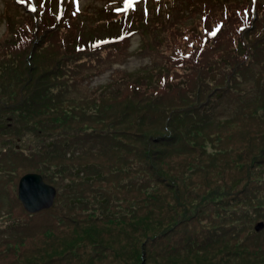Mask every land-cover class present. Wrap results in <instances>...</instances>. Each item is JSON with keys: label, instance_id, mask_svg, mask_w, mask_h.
Segmentation results:
<instances>
[{"label": "trees", "instance_id": "1", "mask_svg": "<svg viewBox=\"0 0 264 264\" xmlns=\"http://www.w3.org/2000/svg\"><path fill=\"white\" fill-rule=\"evenodd\" d=\"M204 13L213 22V9L206 7ZM32 30L33 26L26 27L27 41L34 36ZM240 31L253 33L251 27L237 30L231 23L222 25L221 33L214 30L215 35L205 34L206 44L220 50L235 47L236 51H218L216 56L203 52L189 68L179 69L183 64L192 65L185 60L178 66L165 63L161 66L163 78L157 83L121 78L107 82L100 91L97 87L85 88L81 76L91 67H87L85 59L76 60L81 59L79 54L108 58L112 56L110 53L85 52L82 46H77L66 53L50 52L51 64L41 66L36 60H30L31 52L24 43L0 42V168L4 175H0V183L10 189L19 174L40 173L45 182L58 190L54 198L58 215L52 224H59L60 232L72 240L64 243L62 238L55 254L40 264H92L95 260H104L111 246L115 252L109 253L118 261L124 259L121 257L124 251L130 250L129 243L142 248L137 238L129 240L135 233L144 237V247L148 244L145 254L140 250L141 260L146 255L155 259L161 253L158 240L170 241L178 232L189 245L196 241L201 246L231 244L227 247L237 257L264 261V241L246 253L241 252L239 245L240 230L250 224L244 222L256 221L257 211L264 218V55L248 48L247 41L238 40L236 34ZM238 48L244 51L238 52ZM191 89L194 96L189 94ZM210 89H213L212 95ZM205 92L208 101L200 110L208 113L205 107L212 111L207 116L210 126L197 128L204 125L200 116L185 118L184 113L193 110L192 101ZM233 92L237 96L233 107L236 110L221 120L213 111L232 103ZM171 101L176 103L169 105ZM180 130L185 135L186 132L193 134L186 136L181 145H184L179 150L183 158L172 166L167 160L170 150L180 145ZM238 133L255 136L240 140L234 158L229 159L233 149L219 142ZM28 141L32 146L23 148ZM220 160L218 171L210 169L208 165ZM164 162L168 164L161 167ZM106 167L114 170L111 179L105 176ZM203 169H210L213 174L209 176L210 170ZM145 172L156 181L164 179L165 172L172 179L178 177L174 184L172 180L164 182L170 195L164 196L149 187L144 180ZM66 178H80V181L65 184ZM90 178L102 184L87 182ZM80 182L85 184V189L78 188ZM183 186L189 187L184 190L190 202L179 205L181 200L177 195ZM143 188H147L144 189L146 196L140 195ZM137 191L140 196L133 211L134 196L126 198V195ZM146 198L149 201L139 205ZM156 201L160 211L154 213L151 206ZM167 203L173 207L162 206ZM202 215L212 223L209 227L206 223L202 232L207 235L199 240L186 227L187 219H199V223ZM12 224L18 226L17 222ZM150 226L154 229L149 230ZM253 230L257 234L264 232V220L256 221ZM40 232L43 237L45 233L48 241L60 239L52 227ZM92 232L99 236L91 235ZM28 234V231H17L16 237L20 239ZM228 237H235V242L229 243ZM11 245L17 251L23 242L15 240ZM177 249L168 251L166 256L174 257ZM191 251L203 252L186 248L180 256ZM90 252H94V258L88 255ZM226 253L225 250L223 255Z\"/></svg>", "mask_w": 264, "mask_h": 264}, {"label": "rangeland", "instance_id": "2", "mask_svg": "<svg viewBox=\"0 0 264 264\" xmlns=\"http://www.w3.org/2000/svg\"><path fill=\"white\" fill-rule=\"evenodd\" d=\"M104 1H113V0H74V3L76 6H81L82 7V11L84 13L87 12H94L95 17L91 18L90 21L91 22H95L98 21V19H104L107 18L109 16V12L104 9L101 10L100 7L102 5V2ZM109 5H114V4H109ZM177 6L173 7V10L169 13V15H174L178 13L177 10ZM2 9L1 6V0H0V11ZM18 9V8H17ZM179 9H181L180 11H182V14L179 15L180 18H182V20H187L186 16L184 15V12H187V14L190 16V14L188 13V11L182 7H180ZM19 11L14 13L11 17V24H13L16 20L17 22L22 19L23 20V15L24 13L18 9ZM82 12V13H83ZM168 14V13H167ZM86 15H83L82 19H80V23L81 24H88V17H85ZM193 16V15H191ZM57 17V16H55ZM76 17L73 19V23L75 22ZM168 22H165V25H167ZM164 24H161L157 21H154V24H150V25H146L143 26L141 28V30L139 31V33H136L132 36H130L129 38L126 39V42H124L123 44V49L120 53L118 54H113L112 56H109L108 58H103V57H90L88 55H83V54H79L78 56H81V59L76 60L77 62L84 60L87 63V67H91L89 71L85 72L83 71L82 74V84L85 85V88L87 87L88 89H91L93 87H97V90H102L104 86H106L107 82H116L121 78H124L125 80H151L150 75L154 69L155 66L157 64H160V60H161V53L162 52H167L168 51V46L167 43H169L170 41V37L168 35V31L166 30L165 26L163 27ZM180 31V29L178 30ZM0 37L3 38V40L5 41L7 38V33L6 30H4V24H3V20L0 18ZM137 39H141V45L137 46ZM156 39L159 42H156ZM108 47H104L102 49H100L98 52L99 53H105L108 51ZM34 52H39L41 54H43V62H41L38 58L36 59V62L38 65H49L51 63L48 62V60L51 58V56L49 55L50 52H54L48 45H44L41 48L39 47L38 49L34 50ZM107 54V53H106ZM31 59L34 58V54L31 53L30 54ZM262 55H260L258 58H260ZM57 57V56H56ZM56 57L54 59V62L56 63ZM69 60L71 59H75L74 57H68ZM66 62V61H63ZM68 63V61H67ZM69 65H72L71 63H69ZM86 67V68H87ZM85 68V69H86ZM157 72H155L156 74ZM155 78V76L153 77ZM154 81V79H153ZM147 82V81H146ZM10 84H13V81L10 82ZM212 91L213 89H210V94L212 95ZM100 92H97V94H99ZM189 94H191V96H194V89H191V91L189 92ZM206 92L202 93L196 100L192 101V109L193 110H188L184 113V117L185 118H194L196 114H198L200 116V118L202 119L203 122V126H197V128H206L209 122V118L207 116H210V113L212 114V111L209 108H205L203 107L205 110H207L208 113H205L204 111H202V109L200 110V107H202V105H204L208 99L206 98ZM232 100V103H229L228 106H225V108H223L224 105L222 106H218V108L213 111L214 114H216V117H218L219 119L223 120L225 119L228 115H232L234 113V111L236 110V108L234 109L233 107L235 106L236 100L235 98H237V96H235L234 92L232 97H230ZM173 103H176L175 101H171L169 102V105H172ZM182 102L179 101V104H181ZM233 117V116H232ZM232 128L233 127H229ZM190 134H193V132L189 133L186 132V135L184 134L183 131H179L178 132V140L180 141V145L176 148H172V150H170V158L167 160V162L170 165H175L179 160H181L183 158V152H180L179 150H182L184 148V145L181 147V145L186 141L187 137ZM243 134H246L247 136H241ZM238 133L235 136H231L229 139L225 140V138L221 139L219 144L226 146V147H230L231 149H233L229 159H232L236 154V151L238 149V146H240V140H249L252 139L255 135L254 134H249V133ZM32 146V142L28 141L25 145V148L28 149ZM179 158V159H178ZM218 159V158H217ZM215 161H212L211 163H214ZM166 162L162 163L161 167L165 164H168ZM222 164V160L216 162L215 164H210L208 165L210 167V169L214 168L215 172L218 171L220 169V166ZM167 168V167H166ZM170 168V167H169ZM210 169H203V170H210ZM166 169L164 168V171ZM112 171H114L111 167H106V169L104 170L105 172V176L109 179H111L112 177ZM163 171V172H164ZM92 175L94 172V168H92L91 170ZM213 174V171L210 170L209 176H211ZM168 174L165 172V174L163 173V178L162 180H159L157 178V181L155 180L154 177L150 176V174L148 172L143 173L144 176V180L146 181L147 185L149 187H153V189L155 191H158L159 193H161L164 196H168L170 195V191H168V189L165 187L166 185L164 184V182L166 180H172V184L176 183L174 180L178 177L173 176L174 178L172 179L171 177L167 176ZM168 177V178H165ZM161 177V176H160ZM93 180V183L95 185H100L102 183H97L98 179H93L90 178L87 180V182H91ZM74 182L75 184H78L77 181H80V178H73L72 180L66 178V180H64L63 183L67 184L69 182ZM103 181V180H102ZM159 181H161L159 183ZM100 182V181H99ZM97 183V184H96ZM163 183V184H162ZM164 185V186H163ZM85 184H83L82 182L79 183L78 188L81 189H85ZM186 188H189L187 186H185ZM184 186L181 187V189H183L180 193V195H177L178 200L179 201V205H184V203H189V197L186 194L184 188ZM88 188V187H87ZM86 188V189H87ZM148 188V187H147ZM147 188H143V193L140 194L139 191L137 192H131L129 194L126 195V198L129 197H133V203L134 205L132 206L133 211L135 210V204L137 203L138 197L140 195H145V190ZM185 188V189H186ZM138 189V188H137ZM180 189V188H178ZM188 190V189H187ZM13 196H14V192L11 191ZM170 192V193H169ZM136 193V194H135ZM140 194V195H139ZM173 195V194H172ZM146 201L148 202L149 199L146 198L145 201L142 203V201L140 202L139 205H144L146 204ZM10 205H15L14 206V211L12 216L13 217H18L16 219H13L10 222H17V227H9L7 224L6 226H4L2 229H0V264H40L43 262V260L45 258H47L48 256H52L55 254L56 252V245L62 240L63 238V242L64 243H70L72 242L71 238L69 236L64 235L63 233H61V229H60V225H51L52 221L56 218L55 216L58 215V206L57 201L54 203L53 208L51 210H48L46 212V214H39L37 216H27L24 211L20 208L19 206V202L17 201V199L15 200L14 198H12L10 200ZM155 206H151L153 208H151V212L157 213L160 211V208L158 206L157 201L154 204ZM137 206V205H136ZM162 206H164L165 208L169 209L172 208L173 206L170 203L167 204H163ZM202 205H198V207H201ZM139 207V206H137ZM156 211V212H155ZM165 213V211H163ZM221 213V212H220ZM158 214H161L158 213ZM171 212L168 214L170 215ZM42 216H46L49 219H44L42 218ZM254 217L256 218V221L258 220H264L263 216L260 215V212H256L254 214ZM202 220L198 223L199 219L197 221H194L193 219H191L190 221L187 219V227L186 230L187 231H193V234H197V237L200 239H205L206 237V233L205 235L203 234L202 230L205 231L204 229H206V223H207V227L210 226V224L212 222L207 221V218L202 215ZM247 217H243L242 219L246 220ZM255 220H251V221H245L244 223L249 224L248 226H245L246 228L244 230H240V248H241V252H251L252 249L255 248V246H259V244L261 242L264 241V236L262 237V234L264 235V232L257 234L254 232L253 230V225L254 223H256ZM9 222V223H10ZM155 222V219H154ZM49 225H51L53 231H56L57 235H60V239L56 240L54 242V239L51 238L48 241V237L45 236L44 237L41 236L40 230L41 229H45L47 228ZM175 227V226H174ZM248 227V228H247ZM135 228V227H133ZM114 229V228H113ZM117 229H119V227H117ZM154 226H150L149 230H153ZM211 229V228H208ZM15 230L17 231H28V235L25 238V245L23 246H19L16 251V249L12 248L13 246L11 245L15 240H19L18 237L13 236V233H15ZM261 231V230H259ZM256 231V232H259ZM168 232V231H167ZM36 233V234H35ZM135 233V232H134ZM166 233V232H165ZM35 234V235H34ZM192 234V235H193ZM11 235V236H9ZM34 235V236H33ZM91 235L95 236H99L98 234L95 233H91ZM140 234L139 233H135L130 237V234L127 235L128 237H130V241L131 240H135L136 238L139 240V243L142 245V248L140 249L137 245H134L132 243L128 244V248L130 250H132V252L129 251H124V253H122V258L121 260H115L114 258H116V256H112L111 253L109 252H115L114 246H111L110 248H108V252H105V254H101L105 255L103 258L104 260H95L93 261L92 264H264V261H257L256 259L252 258V259H248V258H240L237 257V254H233L232 251L230 252V250L228 249V247H231V244H218V243H209L208 245H200L199 241H196L197 243L192 242L190 245L188 243H184V241L181 239L182 238V233L178 232L177 234L173 235L170 238V241H164L163 239L158 240L159 243V251L161 253H159L157 256L158 258L152 259L150 256L146 255V258L144 260H141V251L142 254H145L146 249H148V244L147 246H143L144 244V237H138ZM235 235V234H234ZM42 237V238H41ZM57 238V237H56ZM127 238V237H125ZM228 242L232 243L235 242V237H228ZM71 240V241H70ZM137 240V241H138ZM153 240L149 241L152 242ZM147 242V243H149ZM222 241H220L221 243ZM138 243V244H139ZM139 244V245H140ZM197 244V245H196ZM264 247V243H262ZM228 246V247H227ZM72 247V245L70 246ZM176 248H178L176 250V252H174V257L169 256L165 253H167L168 251H172L175 250ZM186 248H195L197 250H201L203 251L200 254H193L192 251L189 252L188 254L183 253L184 255H181V252H183ZM14 249V250H13ZM59 249H62V245H59ZM141 250V251H140ZM225 250L227 251V253L225 255H223V253L225 252ZM41 251V252H40ZM35 252V253H34ZM259 252V251H258ZM88 255L91 258H94V252H90L88 253ZM264 256V255H263ZM129 257V258H127ZM263 258V257H261ZM127 260H130L127 261ZM40 262V263H39ZM79 264H85L84 262H81Z\"/></svg>", "mask_w": 264, "mask_h": 264}, {"label": "water", "instance_id": "3", "mask_svg": "<svg viewBox=\"0 0 264 264\" xmlns=\"http://www.w3.org/2000/svg\"><path fill=\"white\" fill-rule=\"evenodd\" d=\"M53 194V188L42 182L36 173H26L18 180L17 197L28 211H36L49 206Z\"/></svg>", "mask_w": 264, "mask_h": 264}, {"label": "snow or ice", "instance_id": "4", "mask_svg": "<svg viewBox=\"0 0 264 264\" xmlns=\"http://www.w3.org/2000/svg\"><path fill=\"white\" fill-rule=\"evenodd\" d=\"M125 4H126V7L127 8H131L132 7V4H133V0H125ZM34 10V9H33ZM219 29H217V31H218ZM216 33L215 32H213V33H211V35H215Z\"/></svg>", "mask_w": 264, "mask_h": 264}]
</instances>
